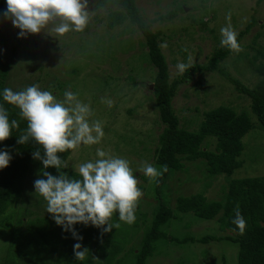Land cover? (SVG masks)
<instances>
[{"label": "rangeland", "instance_id": "374dc122", "mask_svg": "<svg viewBox=\"0 0 264 264\" xmlns=\"http://www.w3.org/2000/svg\"><path fill=\"white\" fill-rule=\"evenodd\" d=\"M97 1L0 0V59L10 63L7 88L57 121H66L78 137L74 150L59 169L36 162L41 166L39 173L27 177L26 198L13 207L22 210L27 206L20 217L28 223L16 231L15 237L14 227L12 232L11 228H0V264H106L105 255L97 248L99 240L90 239L96 232L102 233L103 238L111 231L113 222L122 221L125 215L117 209L126 214L125 222H119L122 227H128L129 221H136L137 226L130 228L122 251L109 264H131L127 252L136 245L144 221L147 222L142 214L151 217L153 207L160 201L174 207L178 196L203 192L208 198L222 200L230 180L264 177V129L252 113L249 98L239 93L226 76L200 71L193 72L180 85L173 108L183 126L192 131L198 130L206 112L219 106L240 112L248 110L255 126L243 138V165L232 175L220 174L213 179L202 160L185 162L188 172L172 173L159 187L160 195L155 192L154 183L143 176L152 177L157 172L155 150L163 128L153 93L156 69L135 25L107 28L105 16L121 7H100ZM23 2L29 6L31 17L19 29L5 8ZM136 3L151 30L161 31L160 43L171 79L184 75L194 65L207 63L215 50L255 19L222 64L230 76L244 84L253 87L257 83L259 77L254 67L261 60L253 47L264 46V0ZM47 9L50 12L45 14ZM170 11L177 12L172 20L153 21ZM16 45L18 48L13 50ZM72 173L96 181L92 201L82 203L77 196L69 198L60 193L59 185ZM205 183L211 184L207 190ZM129 191L134 203L120 204ZM80 210L93 215L89 218L97 224L90 229L88 218L83 221L85 230L72 226ZM46 218L56 230L44 241L39 232L43 227L40 222ZM182 219L172 220L170 231L165 227L169 237L219 234L217 220H202L193 215ZM87 234L90 238L84 239ZM52 240L58 241L56 251L52 250ZM88 248L93 250L94 262ZM238 250L237 244L227 240L183 245L168 240L147 264H237Z\"/></svg>", "mask_w": 264, "mask_h": 264}, {"label": "trees", "instance_id": "16d2710c", "mask_svg": "<svg viewBox=\"0 0 264 264\" xmlns=\"http://www.w3.org/2000/svg\"><path fill=\"white\" fill-rule=\"evenodd\" d=\"M104 4H118L121 7L110 10L105 16L107 28L112 30L126 23L135 25L143 35L149 57L156 69L153 93L163 128L158 135V146L155 150L157 172L152 174V177L143 176V179L153 182L155 192L160 195L159 187L172 173L182 170L188 172L185 162L202 160L201 162L206 164L208 176L213 179L220 174L232 175L244 162L241 158L245 150L243 138L255 126L249 111L240 112L230 106H219L206 112L198 130L192 131L181 123L173 108V99L180 85L187 81L193 72L219 73L231 80L239 93L249 98L252 113L264 129V46L253 47L256 57L261 60L254 67L259 79L253 87L230 76L222 64L239 37L248 32L256 20L250 21L245 30L215 50L207 63L194 65L184 75L171 79L160 43L161 31L151 30L136 0H99L96 3L100 7ZM5 9L14 17L19 29L22 23L31 17V10L26 2ZM49 10L44 13H49ZM176 14L177 12L170 11L153 21L164 23L172 20ZM16 48L18 45L13 50ZM9 69L10 63L4 58L0 59V228L7 231L11 228L12 232L14 227L15 232H12V235L15 237L16 231L28 223H23L20 217L27 206L22 210H15L13 207L22 198H26L27 177L33 176L34 172L39 173L41 166L36 162L59 169L74 150L78 137L71 132L66 121H57L8 89L6 81ZM124 173L130 177L136 176L133 173ZM210 185L206 184L205 190L209 189ZM59 186L60 193L69 195V198L71 195L77 196L78 202L82 203L92 201L90 196L96 193V181L78 173L66 177ZM125 195L120 204L132 205V192L129 191ZM44 199L46 200V195ZM117 212L125 215L122 219L125 222L126 214L119 209ZM192 215L202 220H217L219 234L206 233L198 238L192 234L180 239L169 237L165 227L168 226L170 231L172 220H183L182 217ZM92 216L80 210L78 218H74L71 224L85 230L83 221ZM142 216L147 220L144 221L142 235L136 245L127 252L131 264H147L149 258L168 240L182 245L227 240L238 245L237 264H264V177L230 180L222 200L208 198L204 192L178 196L174 207L169 205V202L160 201L155 209L153 207L151 217L148 218L146 213ZM122 221L113 222L111 231L108 230L103 238L102 233L96 232V236L90 239V242L99 240L96 242L99 244L97 248L105 255L106 264L115 262L123 249L122 243L127 242L126 234L130 233V228L137 226L136 221H129L128 227H122L119 223ZM11 222L15 224L12 226ZM40 223H43V227L39 237L41 235L44 241H47L53 230H56L55 225L47 218L42 219ZM89 224L92 225L91 229L97 223L90 220ZM117 234L123 237L118 238ZM56 236L58 237L57 234ZM83 237L89 239L90 235ZM51 242L52 250L56 251L58 241ZM78 246L81 247L82 244ZM86 251L90 253L91 262H94L93 250L88 248Z\"/></svg>", "mask_w": 264, "mask_h": 264}]
</instances>
